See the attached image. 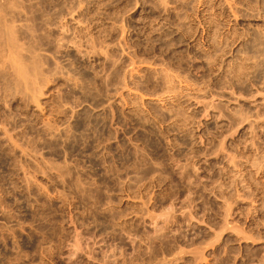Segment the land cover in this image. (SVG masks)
Masks as SVG:
<instances>
[{
	"label": "rangeland",
	"instance_id": "1",
	"mask_svg": "<svg viewBox=\"0 0 264 264\" xmlns=\"http://www.w3.org/2000/svg\"><path fill=\"white\" fill-rule=\"evenodd\" d=\"M0 30V264H264V0H0Z\"/></svg>",
	"mask_w": 264,
	"mask_h": 264
},
{
	"label": "bare ground",
	"instance_id": "2",
	"mask_svg": "<svg viewBox=\"0 0 264 264\" xmlns=\"http://www.w3.org/2000/svg\"><path fill=\"white\" fill-rule=\"evenodd\" d=\"M202 1V0H201ZM204 2V1H203ZM1 31V30H0ZM1 37H2V35H0ZM1 43V42H0ZM4 56V55H3ZM240 68V67H239ZM21 70L20 71H22L23 72V70L22 69H24V68H20ZM24 71H25V69H24ZM23 74H26V73H23ZM168 78H170V77H167V80H168ZM169 81H170V79H169ZM171 83V82H170ZM172 86V85H171Z\"/></svg>",
	"mask_w": 264,
	"mask_h": 264
}]
</instances>
